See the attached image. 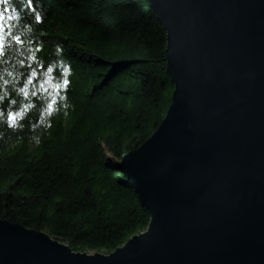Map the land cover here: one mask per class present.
<instances>
[{
  "label": "trees",
  "instance_id": "16d2710c",
  "mask_svg": "<svg viewBox=\"0 0 264 264\" xmlns=\"http://www.w3.org/2000/svg\"><path fill=\"white\" fill-rule=\"evenodd\" d=\"M0 26V220L109 255L150 222L119 164L169 107L165 32L147 0H0Z\"/></svg>",
  "mask_w": 264,
  "mask_h": 264
},
{
  "label": "water",
  "instance_id": "95a60500",
  "mask_svg": "<svg viewBox=\"0 0 264 264\" xmlns=\"http://www.w3.org/2000/svg\"><path fill=\"white\" fill-rule=\"evenodd\" d=\"M147 1L173 91L119 164L147 230L88 255L0 220V264H264V0Z\"/></svg>",
  "mask_w": 264,
  "mask_h": 264
},
{
  "label": "snow or ice",
  "instance_id": "6c2138e0",
  "mask_svg": "<svg viewBox=\"0 0 264 264\" xmlns=\"http://www.w3.org/2000/svg\"><path fill=\"white\" fill-rule=\"evenodd\" d=\"M4 32H3V26H0V53H2L3 47H4ZM17 43H19V39L16 40Z\"/></svg>",
  "mask_w": 264,
  "mask_h": 264
}]
</instances>
